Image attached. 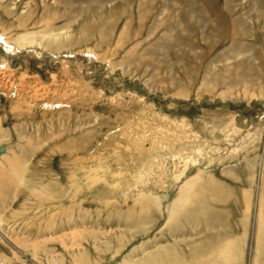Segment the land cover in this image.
I'll use <instances>...</instances> for the list:
<instances>
[{"label":"rangeland","instance_id":"1","mask_svg":"<svg viewBox=\"0 0 264 264\" xmlns=\"http://www.w3.org/2000/svg\"><path fill=\"white\" fill-rule=\"evenodd\" d=\"M0 264H264V0H0Z\"/></svg>","mask_w":264,"mask_h":264}]
</instances>
